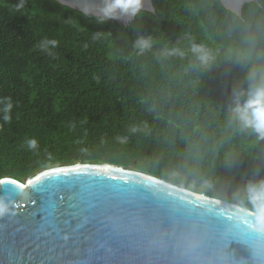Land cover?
I'll use <instances>...</instances> for the list:
<instances>
[{
    "label": "trees",
    "instance_id": "1",
    "mask_svg": "<svg viewBox=\"0 0 264 264\" xmlns=\"http://www.w3.org/2000/svg\"><path fill=\"white\" fill-rule=\"evenodd\" d=\"M21 2L0 0V101L13 103L9 122L0 103V180L82 160L135 163L251 209L235 194L264 179V139L230 109L264 81V0L242 17L220 0H154L156 12L127 27L56 0ZM140 36L151 48L134 47Z\"/></svg>",
    "mask_w": 264,
    "mask_h": 264
},
{
    "label": "water",
    "instance_id": "2",
    "mask_svg": "<svg viewBox=\"0 0 264 264\" xmlns=\"http://www.w3.org/2000/svg\"><path fill=\"white\" fill-rule=\"evenodd\" d=\"M102 17L103 0H56ZM243 16L246 3L220 0ZM141 10L156 12L154 0ZM135 16L121 15L127 27ZM80 161L0 180V264H264L252 210L154 174ZM39 178V179H37Z\"/></svg>",
    "mask_w": 264,
    "mask_h": 264
},
{
    "label": "clouds",
    "instance_id": "3",
    "mask_svg": "<svg viewBox=\"0 0 264 264\" xmlns=\"http://www.w3.org/2000/svg\"><path fill=\"white\" fill-rule=\"evenodd\" d=\"M17 7H23V0ZM143 7V0H103V4L99 6V11L102 14V20L119 18L121 15H137ZM90 9L85 8L84 14L87 15ZM54 47L58 44L57 40L47 41ZM151 37L140 36L136 39L134 47L143 52L151 48ZM43 47V45H42ZM191 51L196 54L197 58L203 63L208 64L211 59V53L202 44L194 43ZM172 54L183 55L179 49H174ZM246 96L245 100L241 97ZM4 121L11 120V110L13 103L11 98H6L3 101ZM232 118L237 121L244 129H251L259 139H264V81L251 85L247 92H237L234 94L233 107L230 109ZM30 149H35L38 146L36 139L27 141ZM236 199L240 202H247L252 209L254 218L253 227L258 232H264V179L259 181L249 180L243 189L238 190L235 194ZM12 212L9 202L3 197H0V217L8 215Z\"/></svg>",
    "mask_w": 264,
    "mask_h": 264
},
{
    "label": "snow or ice",
    "instance_id": "4",
    "mask_svg": "<svg viewBox=\"0 0 264 264\" xmlns=\"http://www.w3.org/2000/svg\"><path fill=\"white\" fill-rule=\"evenodd\" d=\"M37 179H39V178H37Z\"/></svg>",
    "mask_w": 264,
    "mask_h": 264
}]
</instances>
